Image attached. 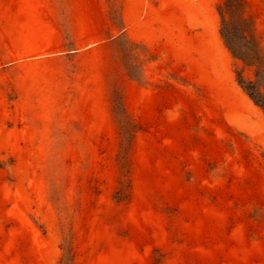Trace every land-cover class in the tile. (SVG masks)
Masks as SVG:
<instances>
[{"label":"rangeland","instance_id":"374dc122","mask_svg":"<svg viewBox=\"0 0 264 264\" xmlns=\"http://www.w3.org/2000/svg\"><path fill=\"white\" fill-rule=\"evenodd\" d=\"M135 1L94 50L106 118L17 108L0 33V264H264V112L239 78L264 81L221 35L264 53V0Z\"/></svg>","mask_w":264,"mask_h":264},{"label":"crops","instance_id":"0c3cea01","mask_svg":"<svg viewBox=\"0 0 264 264\" xmlns=\"http://www.w3.org/2000/svg\"><path fill=\"white\" fill-rule=\"evenodd\" d=\"M109 0H15L8 24L10 71L20 89L17 108L40 109L41 115L107 117L105 82L94 50L136 23V1L121 0L113 12ZM77 65L79 68H75ZM51 111V112H50Z\"/></svg>","mask_w":264,"mask_h":264},{"label":"trees","instance_id":"16d2710c","mask_svg":"<svg viewBox=\"0 0 264 264\" xmlns=\"http://www.w3.org/2000/svg\"><path fill=\"white\" fill-rule=\"evenodd\" d=\"M221 35L225 41L227 48L237 58L243 61L246 65L256 66L257 77L264 81V53L257 43H249V48L243 50L238 42L234 39L226 24L223 25ZM239 84L249 98L264 112V94L255 82L247 80L244 76L239 78ZM68 261L72 264L73 249L70 247L67 250ZM66 257V258H67Z\"/></svg>","mask_w":264,"mask_h":264}]
</instances>
